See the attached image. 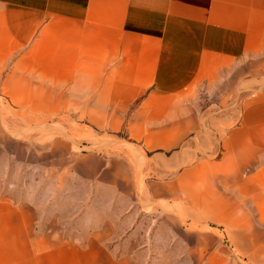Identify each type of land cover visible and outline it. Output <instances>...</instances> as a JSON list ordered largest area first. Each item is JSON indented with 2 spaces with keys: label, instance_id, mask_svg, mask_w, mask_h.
<instances>
[{
  "label": "crops",
  "instance_id": "crops-1",
  "mask_svg": "<svg viewBox=\"0 0 264 264\" xmlns=\"http://www.w3.org/2000/svg\"><path fill=\"white\" fill-rule=\"evenodd\" d=\"M263 52L264 0H0V130L108 213L68 241L0 192V264L264 260V93L198 104Z\"/></svg>",
  "mask_w": 264,
  "mask_h": 264
},
{
  "label": "rangeland",
  "instance_id": "rangeland-1",
  "mask_svg": "<svg viewBox=\"0 0 264 264\" xmlns=\"http://www.w3.org/2000/svg\"><path fill=\"white\" fill-rule=\"evenodd\" d=\"M261 93H264V52L246 59L243 66L231 68L224 73L223 81L216 84L211 92L203 90L200 93L198 104L204 114H217L220 121L231 127L239 120L244 100ZM42 169L30 166L24 144L0 130V192L19 203L33 200L40 204L42 223L38 234L52 230L53 234L75 241L77 236L87 234L98 225V216L100 222L105 219L108 214L106 212L79 211L81 205L76 203V189H72L71 196L68 188H62L54 182L50 173L46 180L44 167ZM88 197L89 194L84 195L85 199ZM219 234L228 240L227 233L220 231ZM234 257V264H264V260L248 261L237 255ZM41 262L45 263L44 260Z\"/></svg>",
  "mask_w": 264,
  "mask_h": 264
}]
</instances>
